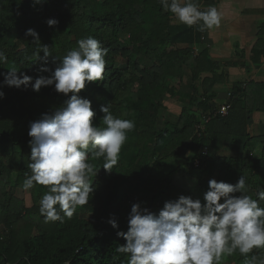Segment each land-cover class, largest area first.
Segmentation results:
<instances>
[{"label": "trees", "instance_id": "1", "mask_svg": "<svg viewBox=\"0 0 264 264\" xmlns=\"http://www.w3.org/2000/svg\"><path fill=\"white\" fill-rule=\"evenodd\" d=\"M49 19L59 23L50 27ZM30 28L39 34V43L25 35ZM173 30L170 13L159 0H0V50L8 57L0 64L5 93L0 98V264H128V254L117 251L126 240L117 233L128 231L131 206L139 203L158 213L180 195L203 202L213 178L235 184L244 175L248 194L258 199L256 192L264 190V137H251L246 119L254 110H264V97H259L264 83L248 82L244 89L237 85L227 114L217 112L219 106L211 105L213 89L226 75L207 48L195 56L189 47H175ZM88 36L108 50L104 80L88 83L80 93L92 102L94 124L103 126L99 109L110 104L115 116L134 120L136 127L110 172L103 168V158L89 157L97 172L91 177L89 203L71 219L46 223L38 205L46 186L28 190L30 206L17 197L30 174L29 124L68 97L54 86L39 92L4 86L2 74L16 66L33 78L47 76L42 66L54 70ZM42 45L51 54L46 62L43 51L37 60L34 55ZM262 56L261 37L251 50L253 64ZM182 86L192 93L181 96ZM167 95L185 100L175 121L163 115ZM203 117L209 120L197 134ZM111 214L117 228L108 223ZM253 254L264 259V250L253 249L247 256L237 251L223 264H245Z\"/></svg>", "mask_w": 264, "mask_h": 264}, {"label": "clouds", "instance_id": "2", "mask_svg": "<svg viewBox=\"0 0 264 264\" xmlns=\"http://www.w3.org/2000/svg\"><path fill=\"white\" fill-rule=\"evenodd\" d=\"M159 2L180 23L197 26L199 31L213 30L221 24L222 14L215 6L202 10L197 0ZM58 23L56 19L47 20L50 27ZM25 35L35 37L39 43L34 29H27ZM77 44L54 70L41 67V72L49 73L47 76L33 78L16 66L2 74L4 86H30L36 92L54 86L57 93L68 97L63 105L29 124L30 174L26 175L23 188H48L39 207L46 223L71 219L78 207L89 203L94 192L91 177L97 174L89 157L103 158V168L110 172L118 164L128 133L136 127L134 120L115 116L110 104H102L99 109L104 114L103 126L94 124L92 102L80 93L88 83L104 80L108 50L92 36ZM40 51L46 62L51 56L49 47L40 46L34 53L36 60ZM7 62L6 53L0 50V64ZM4 96L0 90V98ZM248 192L246 177L240 175L235 184L210 179L203 202L180 195L166 201L158 213L133 204L128 214V231L117 233L126 244L118 246L117 251L128 254V264H223L237 251L247 256L253 249L264 250V206L260 204L264 190L256 192L258 199ZM108 223L118 227L115 214H111ZM245 264H264V259L253 254Z\"/></svg>", "mask_w": 264, "mask_h": 264}, {"label": "crops", "instance_id": "3", "mask_svg": "<svg viewBox=\"0 0 264 264\" xmlns=\"http://www.w3.org/2000/svg\"><path fill=\"white\" fill-rule=\"evenodd\" d=\"M197 2L202 10L209 6L217 7L222 14L221 24L213 30L199 31L197 26L188 27L180 23L169 12L174 26L172 32L175 36L178 35L175 47H189L195 56L201 50L208 49L211 60L219 67V72L222 71L226 75V80L213 89L211 105L221 106L230 103V93L237 85L243 84L244 89L248 82L264 83V56L256 65L251 60L252 48L259 38L264 39V0ZM180 90L183 97L192 93L189 86H182ZM259 93L257 91V94ZM259 97H264V94L260 93ZM246 130L251 137H264V110H254L247 115ZM252 144L254 146L255 143Z\"/></svg>", "mask_w": 264, "mask_h": 264}, {"label": "rangeland", "instance_id": "4", "mask_svg": "<svg viewBox=\"0 0 264 264\" xmlns=\"http://www.w3.org/2000/svg\"><path fill=\"white\" fill-rule=\"evenodd\" d=\"M182 88V87H181ZM135 89V88H134ZM184 89V88H183ZM255 95H257V92H255ZM165 106H166V111L164 112V116L167 119H172V120H176L179 116V114L182 111V105H184L185 100H181L178 98H170L167 96H165ZM219 106V105H218ZM221 107V106H219ZM181 160H179L180 162ZM198 162L197 160L195 161V163ZM17 197L19 199H21L22 201H24L26 206H30L31 205V197H30V193L27 190H19L17 193ZM41 200V199H40ZM38 205L40 206V201L38 202ZM86 217H90L89 215H85Z\"/></svg>", "mask_w": 264, "mask_h": 264}, {"label": "built area", "instance_id": "5", "mask_svg": "<svg viewBox=\"0 0 264 264\" xmlns=\"http://www.w3.org/2000/svg\"><path fill=\"white\" fill-rule=\"evenodd\" d=\"M221 109H223L224 111H221ZM228 109H229V105L228 104H224V105H221V107H219V109H218V111L217 112H219V113H221V114H227V112H228ZM208 120H209V117H203L202 118V121L200 122V124L199 125H196V127H197V134H199V130L200 129H202L203 130V128H204V125L208 122ZM196 164H199V162H196Z\"/></svg>", "mask_w": 264, "mask_h": 264}]
</instances>
